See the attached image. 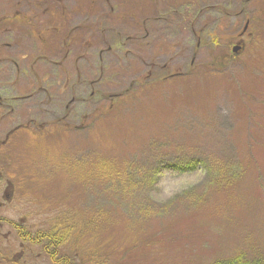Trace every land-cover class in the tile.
<instances>
[{"label":"rangeland","instance_id":"obj_1","mask_svg":"<svg viewBox=\"0 0 264 264\" xmlns=\"http://www.w3.org/2000/svg\"><path fill=\"white\" fill-rule=\"evenodd\" d=\"M118 1L0 0L2 216L76 226L51 259L6 225L0 247L23 242L21 264L264 254V0Z\"/></svg>","mask_w":264,"mask_h":264},{"label":"flooded vegetation","instance_id":"obj_2","mask_svg":"<svg viewBox=\"0 0 264 264\" xmlns=\"http://www.w3.org/2000/svg\"><path fill=\"white\" fill-rule=\"evenodd\" d=\"M2 176V173L0 171V178ZM2 181H0L1 183ZM11 187V183L9 181H7V184L4 188L3 191H0V229H3V227L6 225L7 227H10V231L8 232V234L6 235V237H8V235H13V233H16L18 236L24 237V239L29 240L30 242H36L35 245H37L38 247H42L43 252L45 253V255H49L50 259L53 258L52 256H54L55 254H57L58 249L55 248L54 243L51 242V237L44 234L43 232H25L26 230H24L23 225H20L16 222L10 221L8 220L6 217L2 216V210L4 209L5 206V202L4 200H12L13 199V193L11 191H9V188ZM8 243V242H7ZM53 244V245H52ZM8 244L7 246H5L6 248H2L0 247V264H21L23 262H25L26 260L24 259L25 257V249L24 247V243L22 242L21 247L20 248V252H16V254H14L13 256L7 255L6 251L9 248ZM54 246V247H52ZM60 246V245H59ZM50 247L52 248L50 250ZM51 255V256H50Z\"/></svg>","mask_w":264,"mask_h":264},{"label":"trees","instance_id":"obj_3","mask_svg":"<svg viewBox=\"0 0 264 264\" xmlns=\"http://www.w3.org/2000/svg\"><path fill=\"white\" fill-rule=\"evenodd\" d=\"M102 1H103V3H106L108 5V8L110 10H112V11L120 8V7H113V3L114 2H117L119 5L124 4V3H120L118 0H102ZM121 7H123V6L121 5ZM137 13H138V11H137ZM138 14H137V18H140ZM132 16L133 15L131 13H129V14L124 13L123 14V17L125 19H127V21H131L132 20ZM125 97H127V96H125ZM107 112H109V111L108 110L103 111L101 113V116H104ZM197 164H201V163L199 161H194L192 163L184 164L182 166L177 165V164H173V165L169 164L168 167H170L172 169H175V170H179V171L185 172L187 170L194 169L197 166ZM133 170H135V169H133ZM138 177H139L140 181L137 180V183H144L142 181L144 179H142V178H146L145 181H148V182L149 181L151 182V179H153L151 173L147 174L146 177H143V175L139 174ZM93 223L94 222H91V221H88V222L84 223V225L80 227L81 231L79 233L82 234L83 236L86 233H89L88 231H90V229L92 228ZM74 228H76V226L71 225L70 227H67L64 230L61 229L60 232L57 231L59 234H55V232H54V233H47L46 235H48V236H50L52 238L51 242H53L54 245H56L55 248L57 249V247L61 244V242L64 241L65 238H67L68 233L70 234L71 231ZM26 242H30V241L26 240ZM30 243H31V245H35L36 244L35 241L34 242H30ZM210 264H264V254L263 253H259V254H256V255H249L248 256L246 253L241 252V253H238L237 255L232 256L230 258L216 260V261H214L213 263H210Z\"/></svg>","mask_w":264,"mask_h":264},{"label":"water","instance_id":"obj_4","mask_svg":"<svg viewBox=\"0 0 264 264\" xmlns=\"http://www.w3.org/2000/svg\"><path fill=\"white\" fill-rule=\"evenodd\" d=\"M245 29H246V28H245ZM241 49H242L241 46H236V47L233 48L232 52H233L234 54H237Z\"/></svg>","mask_w":264,"mask_h":264}]
</instances>
